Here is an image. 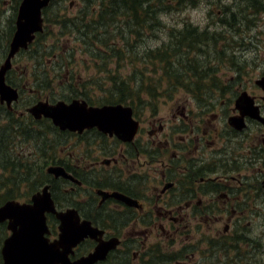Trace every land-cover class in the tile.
Here are the masks:
<instances>
[{"label":"flooded vegetation","instance_id":"obj_1","mask_svg":"<svg viewBox=\"0 0 264 264\" xmlns=\"http://www.w3.org/2000/svg\"><path fill=\"white\" fill-rule=\"evenodd\" d=\"M10 4L16 13L10 18L12 27L3 33L8 46L0 66L16 29L18 8L12 0ZM48 7L42 9L43 30L11 57L5 73V82L17 89L18 98L10 106L0 99V158H6L2 153L5 132L14 130L21 140L18 153L10 155L13 168L0 160V174L30 179L40 174L45 181L27 200L5 199L0 207L8 201L30 203L31 197L47 186L56 212L74 211L81 223L88 222L101 232L77 244L68 255L70 262L116 238L118 246L94 264H260L256 257L264 253V87L256 81L264 76V70L251 77L254 64L237 66L214 60L216 72L207 74L205 89H177L184 90V95L201 93L210 99L195 100L197 106L191 108L179 103L174 105L177 111L170 106L165 114L149 121L144 120L147 104L108 103L97 98L99 90L55 100L35 88L37 78L43 75H28L12 61L32 52L30 58L37 64L34 44L48 33ZM208 48L198 51L206 59ZM217 48L229 55L224 46ZM212 79L216 81L212 83ZM25 93L33 95L28 105ZM243 93L247 103L251 101L249 107L242 105ZM39 100H79L88 107L120 103L130 107L135 133L122 139L97 126L81 131L60 129L50 118H37L28 111ZM9 116L14 121H7ZM230 117L241 119L242 126H234ZM21 131L28 133L29 139L20 136ZM54 168L64 174L56 176ZM23 184L25 190L26 182ZM250 219L263 226L262 234L256 228L252 235L255 225ZM246 220L248 229L243 230L242 221ZM9 222H0V264H22L18 243L14 251L4 249L11 236ZM46 224V238L57 240L60 221L55 214L46 213ZM121 229L127 230L123 236ZM30 259L36 264V259Z\"/></svg>","mask_w":264,"mask_h":264},{"label":"trees","instance_id":"obj_2","mask_svg":"<svg viewBox=\"0 0 264 264\" xmlns=\"http://www.w3.org/2000/svg\"><path fill=\"white\" fill-rule=\"evenodd\" d=\"M83 1L85 2V6L72 19L50 13V10L57 3L56 1H53L46 9L47 22L59 24V32L61 34H67L68 27L77 31V38L83 45V51L89 53L91 58V61H89L90 66L105 74L103 77H89L84 80L81 83V93H89L91 91L90 88L93 87L101 91V99L108 103L123 102L131 105L136 104L137 106L147 103L153 104L155 103V98L161 94L162 89L168 92L177 91L179 87H184L189 91L205 89L206 78L210 77L206 75L216 72L213 68H207L204 64L198 63L199 60L196 59L195 54H197L198 50L204 51L211 42L222 41L218 36L219 33L213 32L212 35H209L207 30L199 31L197 30L198 28L196 29L194 26H191L189 21L184 23L182 29L174 30L172 28L169 31L171 34H165L166 37L164 38H167L166 42L160 45L145 47L143 45L140 46L139 43L145 34L151 37L157 31L156 27L164 26L159 18L162 11H181L187 7H197L202 2H207L212 6L219 5L222 9L225 7L221 3L222 0ZM227 10L228 8L225 7L224 18H219L215 23L228 24L229 13H227ZM48 14L50 15L49 17ZM238 27L236 25L229 26V28L236 31H238ZM130 35L133 37L132 43L129 41ZM168 37L170 42L166 44ZM36 41L34 48L36 58L38 59L37 65L43 67L41 65L43 62L39 59L45 56H52L54 61L53 66H55V69H53L56 73L67 72V59L73 58V54L70 52L68 54V51L65 52L64 48H61L63 53L56 52L55 48L58 46V43L48 50L44 43ZM214 46V48L212 46L210 49L209 57L210 61L215 64L214 59L221 62L225 55L221 54L218 56L217 54H220L219 49L216 47V44ZM224 47L225 51L229 49L227 46ZM40 50H43V52L41 53ZM127 61L131 66L135 62L144 64L143 70H131L128 75H124L121 70L128 64ZM149 62L153 71H158L159 73V76L155 79L144 76ZM89 64L86 66H89ZM111 64H113V68L110 66ZM57 69L60 71L58 72ZM62 80L69 83L67 87H70L71 91L77 92L73 83L78 78L70 75L69 78ZM163 81L166 83L164 88L162 86ZM214 81L216 80L212 79L211 82L214 83ZM50 83L51 81L46 77L37 78L35 88L39 91L49 89ZM144 94H147L148 99L145 100ZM194 96L198 101H205L211 98L201 93H195ZM30 101H27V105ZM152 111L155 112L154 107ZM7 121H14V119L12 116H9ZM6 131L9 130L6 129ZM12 136H17L16 131L11 130L8 133L9 138ZM20 136H27L26 138L29 139L28 133L25 134L24 131H21ZM42 137H44V132L42 133ZM8 145L10 148L4 147L2 153L8 152L12 155L16 152L18 142L16 140L10 141L9 139ZM43 149L44 147L42 148V152ZM8 153L6 158L1 157L0 160L6 161L12 169L11 157ZM43 181H45V178L40 174L32 179L28 177L23 178L22 175H14L13 173L7 175L0 174V203L9 198L27 199L29 194L33 193ZM23 182H26L27 187L24 191H21L19 185Z\"/></svg>","mask_w":264,"mask_h":264},{"label":"rangeland","instance_id":"obj_3","mask_svg":"<svg viewBox=\"0 0 264 264\" xmlns=\"http://www.w3.org/2000/svg\"><path fill=\"white\" fill-rule=\"evenodd\" d=\"M19 2L20 0H12L13 5H15V7L17 8H19ZM84 3L85 2L83 0H57V3L50 10V13L72 19L73 17L78 15L80 10L85 6ZM221 3L223 4V6L228 8L227 13H229V25L215 23L219 20V18H224L225 7L221 9L219 5L212 6L207 2H202L199 6L194 8L187 7L186 9H183L181 11H162L159 18L164 26L156 27L155 29L157 31H155L151 37H148L145 34L143 38H141V41L139 43L140 46L143 45L145 47H155L166 42L167 38H164L166 37L165 34H171L169 31L172 28H174V30L182 29L184 27V23L189 21L191 23V26H194L196 29L198 28L197 30H207L209 35H212L213 32L219 33L218 36L220 37V39H222V41L209 43V48L207 49V51L209 52L208 56H210L211 47H215L214 44H216V47L219 48L227 46L229 48V55L224 54L225 57L223 59V62L229 65L235 64L237 66H241L243 64H254L255 71L254 75H251V77L257 76L264 70V0H222ZM15 13L16 10L12 11L10 0H3L0 2V63H2L4 60V56L6 53L5 48H7L8 46V40L4 38L3 33L5 30L6 32H8V30L12 27L13 22L10 21V18L11 15L15 18ZM230 25L239 26L238 31L229 28ZM46 29V32L48 33H45L43 35L42 44L44 43L45 47L48 50L49 48L53 47L54 44L57 45L58 43V46L55 48L56 52L63 53L61 48H64L65 52L68 51V54L69 52L73 54V58L67 59V72H59L60 70L57 69L59 73H56V71L54 70L55 66H53L54 61L52 59V56H45L43 58V60H45L47 63H43L41 65L45 68L38 66L34 62V60L30 58L32 57V55L30 54L18 55L12 60L14 65L20 66L22 72H26L28 75H30V73L36 72L37 74H41L51 81L49 89L40 90L43 95L48 94L55 100L61 99L63 97H75L76 95H80V93L82 92L81 83L84 82V80L88 79L89 77H103L105 75L103 72L95 70L94 68H92V66H90L89 61H91V58L89 56V53L83 51V45L78 41L77 38V31L68 27L69 32L67 31V34H61L59 32V24H55L53 22H48L46 25ZM129 41L130 43L133 42V37L131 35L129 36ZM169 42L170 40L168 37V41L166 44H168ZM198 51L197 54H195L196 59L199 60L198 63L204 64L207 68H212L215 66V64L210 61V57L206 59L204 57L205 55H201ZM40 52L42 53L43 50H40ZM221 54L223 53L217 55L219 56ZM241 54H243L242 59L239 58ZM231 56H234V58L232 57L231 59ZM188 63L190 62L188 61ZM87 64H89V66H86ZM251 65L249 67H245V69L251 68ZM110 66H112L113 68V64H111ZM24 67L26 68V70L24 69ZM143 67L144 64L142 63L135 62L133 66H131V64L128 62V64L124 66L121 72L124 75H128L131 70H143ZM220 74L221 72L218 73V76ZM70 75L78 78V80H75V82L73 83L75 85L74 88H76L77 92L71 91L70 87H67L69 83L62 80L69 78ZM144 76L155 79L159 76V73L158 71H153V68L149 62L147 71L145 72ZM24 81H27V79L24 78ZM33 83L34 82H32V84L30 83V85H33ZM164 85H166L165 81H163L162 84L163 88L165 87ZM179 88L186 89L184 87ZM33 90L34 89H32V92ZM90 90L95 91L98 89L90 88ZM164 90L165 89H162L161 94L157 98H155V103H147V106H145L144 120L149 121V119H151L152 117L158 118L159 115L165 114L170 106L171 110L177 111V107L174 105H178L179 103L188 105L189 108L197 106L195 103V100L197 99L194 95L189 96L190 92L189 95H184V90H177L176 92H168ZM144 95L143 97L145 98V100L148 99L147 94ZM101 96L102 93L100 91L97 98H102ZM30 97L32 98L33 95L31 94V96H29L27 95V93L24 94L23 98H26L25 105H27L28 100H31ZM153 107L155 109V113L152 114ZM2 138L5 142L4 145L6 148H10V146L8 145L9 139L10 141L16 140L18 142V145L21 143L19 136L16 138L14 136L9 138L8 132H5L2 135ZM7 153L8 152H4L3 154L7 156ZM17 153L18 152L13 153L12 155H16ZM24 185L25 184L22 183L19 185V187H22ZM21 191H24V187L21 188ZM249 221H251L255 225L252 235L256 233V228L258 229L257 232H259L260 234L263 233V226L260 225L258 221H252L251 219ZM241 227L243 230L248 229L247 220L245 222L242 221ZM126 231V229H121V235L123 236ZM165 243L168 244L167 242ZM166 249H169V247L165 246V250ZM256 258H259L260 264H264V253L260 254ZM170 264H174V262L172 261Z\"/></svg>","mask_w":264,"mask_h":264},{"label":"water","instance_id":"obj_4","mask_svg":"<svg viewBox=\"0 0 264 264\" xmlns=\"http://www.w3.org/2000/svg\"><path fill=\"white\" fill-rule=\"evenodd\" d=\"M53 0H22L16 19V29L10 43L9 53L0 66V99L6 101L8 106L18 98L16 88L5 82V73L11 66V57L19 49H25L34 37L35 33L43 30L42 9L47 7ZM264 87V76L256 81ZM244 106L249 107L245 93L241 94ZM79 100L66 102L58 100L49 103L47 100H39L28 108L35 117L44 116L50 118L54 125L60 129L81 131L84 127L97 126L101 131L115 134L126 139L135 133L136 121L128 115L130 107L122 104H104L101 106H86ZM253 117L257 113H251ZM230 123L241 127V119L230 117ZM236 122V123H235ZM238 123V124H237ZM129 134V136H128ZM56 176L64 174L59 168H54ZM46 213L55 214L60 221L58 239L49 242L45 237L48 234ZM10 220L8 228L11 236L5 241L4 249L14 251V245L19 244L22 264H33L30 258L36 259V264H94L105 258L109 250L118 246V240L111 239L99 243L88 256L70 262L68 255L73 248L85 238L94 239L101 234L88 222H80L74 211L56 212L54 202L48 187L31 197L30 203H18L8 201L0 207V222Z\"/></svg>","mask_w":264,"mask_h":264}]
</instances>
